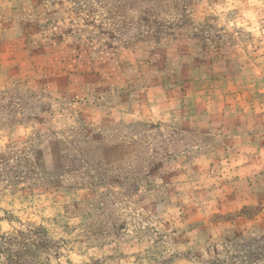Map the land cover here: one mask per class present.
Here are the masks:
<instances>
[{
  "label": "rangeland",
  "instance_id": "obj_1",
  "mask_svg": "<svg viewBox=\"0 0 264 264\" xmlns=\"http://www.w3.org/2000/svg\"><path fill=\"white\" fill-rule=\"evenodd\" d=\"M0 264H264V0H0Z\"/></svg>",
  "mask_w": 264,
  "mask_h": 264
},
{
  "label": "crops",
  "instance_id": "obj_2",
  "mask_svg": "<svg viewBox=\"0 0 264 264\" xmlns=\"http://www.w3.org/2000/svg\"><path fill=\"white\" fill-rule=\"evenodd\" d=\"M224 105H225V104H223V102L220 100V101H219V104H218V105H215V107H216V106H221V107H223ZM215 122H218V123L220 124V123H222L223 121H222V118L214 119V118L211 117V116L205 117V123H209L210 125H213ZM224 122L226 123V119H225ZM240 136H241V135H238V134L236 133V131H234V132H232V133L230 134V137H228V138L237 141V140L241 139V137H243V136H241V137H240ZM259 136H260V134H259ZM223 137H225V136H223ZM257 138H258V136H257ZM256 146L258 147L259 145L257 144Z\"/></svg>",
  "mask_w": 264,
  "mask_h": 264
}]
</instances>
